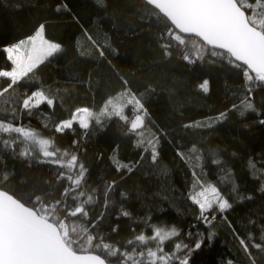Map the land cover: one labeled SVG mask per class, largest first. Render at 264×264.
Wrapping results in <instances>:
<instances>
[{"label": "snow or ice", "instance_id": "snow-or-ice-1", "mask_svg": "<svg viewBox=\"0 0 264 264\" xmlns=\"http://www.w3.org/2000/svg\"><path fill=\"white\" fill-rule=\"evenodd\" d=\"M139 6L163 22L157 31L165 62L219 64L239 78L242 96L238 103L234 100L231 107L191 122H184L180 113L182 129L210 133L215 125L250 113L264 125V107H257L254 101L258 90L264 92V0H139ZM55 10L69 9L65 4ZM33 32L0 48L6 60V67L0 69V153L29 165H44L49 175L42 182L33 180L20 186L0 155V264H190L193 252L210 243L212 236L197 232L193 238L191 231L167 230L154 222L151 212L136 214L131 193L122 188L139 164L147 161L150 169L163 164L159 146L168 133L154 123L148 104L158 91L166 90L170 99L178 97V92L151 82L137 85V75L116 65L94 36L88 35L102 62L110 66L111 82L93 86L90 79L89 90L99 99L66 109L59 86L54 92L52 86L46 88L37 79L41 66L61 53V44L46 38L42 22ZM192 89L208 93L209 80L193 84ZM33 118L40 120L42 130L33 128ZM121 122L122 135L134 140L139 151L137 167L116 159L117 145L109 157L117 175L94 181L81 150L94 136ZM45 134L48 138H43ZM64 138L70 143L62 151L59 141ZM176 158L190 173L185 199L194 206L195 219L211 224L225 216L233 203L206 178L207 163L227 171L217 154L212 152L206 162L196 146L185 151L177 143L174 161ZM260 191L264 192V185ZM122 221L127 228L120 226ZM259 228L264 239V224ZM239 244L251 264L256 260L250 247L264 253V243L250 245L239 238ZM225 264L234 262L229 259Z\"/></svg>", "mask_w": 264, "mask_h": 264}, {"label": "trees", "instance_id": "trees-1", "mask_svg": "<svg viewBox=\"0 0 264 264\" xmlns=\"http://www.w3.org/2000/svg\"><path fill=\"white\" fill-rule=\"evenodd\" d=\"M65 4L68 11L55 10L57 5ZM41 22L46 25V38L60 43L62 51L41 66L37 79L45 82L46 88L52 86L54 92L59 86L65 95L66 109L91 105L99 99L96 92L89 90L90 79L93 86L111 82L110 66L102 62L88 35L94 36L98 47L102 46L101 50H106L116 65L137 75V85L151 82L160 89L174 88L178 92V97L170 99L166 90L158 91L148 104L154 123L168 133L159 146L163 164L158 169H150L147 161L139 164V170L131 174L122 188L131 193L130 203L136 214L151 212L154 222L162 223L167 230L176 227L184 233L191 231L193 238L197 232L212 236L210 243L193 252L190 264H225L229 259L234 264H251L239 238L250 245L264 243L259 228L264 224V192L260 191L264 179H258L264 177V125L250 113L245 118L233 116L215 125L209 133L205 129H182L180 118L183 113L184 122L203 119L231 107L234 100L238 103L242 96L239 78L219 64L187 66L177 59L165 62L157 31L163 22L141 9L139 0H0V48L34 34L33 29ZM4 67L6 60L0 51V69ZM203 79L209 80V92H194L192 85ZM254 101L257 107H264V92L258 90ZM31 124L35 130H42L39 119L33 118ZM122 131V122L120 126L113 124L81 150L94 181L117 175L109 158L117 145L116 159L137 167L139 151L135 141L124 137ZM43 138L48 136L45 134ZM69 143L68 138L60 140L61 150ZM177 143L185 151L196 146L206 162L215 152L227 169L221 172L216 165L207 163L206 178L233 203L225 216H218L211 224L199 223L194 206L185 199L190 190V173L178 158L174 161ZM4 165L16 176L20 186L29 185L33 180L42 182L49 175L44 165H29L23 159L6 155ZM46 191L59 194L54 189ZM120 226L127 228L123 221ZM250 252L256 264H264V253L253 247Z\"/></svg>", "mask_w": 264, "mask_h": 264}]
</instances>
